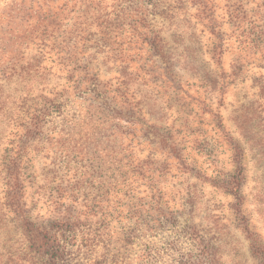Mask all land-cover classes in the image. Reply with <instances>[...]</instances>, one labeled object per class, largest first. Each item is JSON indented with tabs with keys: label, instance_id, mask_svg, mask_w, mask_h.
<instances>
[{
	"label": "rangeland",
	"instance_id": "374dc122",
	"mask_svg": "<svg viewBox=\"0 0 264 264\" xmlns=\"http://www.w3.org/2000/svg\"><path fill=\"white\" fill-rule=\"evenodd\" d=\"M64 1L0 0V44L27 35L37 11L42 16ZM141 1L122 9L114 0L100 3L112 35L94 24L85 35H68L90 4L69 0L60 30L37 43L17 40L22 62L44 73L31 97L60 106L45 132L55 127L64 139L60 148L44 139L21 162L25 209L36 225L49 227L60 216L50 190L64 191L61 211L78 214L88 234L68 245L74 264H208L207 253L214 264H258L245 227L264 242V0H180L172 18L148 11L139 35H130L124 8L150 9ZM200 1L212 22L199 19ZM238 4L251 29L246 35L231 20ZM150 38L162 55H154ZM69 40L75 54L64 65L58 50ZM91 76L99 83L95 107L93 93L83 92L88 82L75 88ZM15 79L2 83L12 90ZM118 86L126 102L116 96ZM100 98L111 99L119 115L99 111ZM135 165L142 167L138 176L130 172ZM2 185L0 179V198ZM5 226L0 253L19 252L20 233Z\"/></svg>",
	"mask_w": 264,
	"mask_h": 264
},
{
	"label": "trees",
	"instance_id": "16d2710c",
	"mask_svg": "<svg viewBox=\"0 0 264 264\" xmlns=\"http://www.w3.org/2000/svg\"><path fill=\"white\" fill-rule=\"evenodd\" d=\"M68 1L65 0L60 5H51V8L47 6V10L42 16L37 11V21L30 26L27 35H18L15 40L9 38L6 44H0V66L5 65L0 69V150H2L0 156V179L3 184V195L0 198V233L5 229V224L8 222L11 225L10 228L13 231L19 232L21 237V249L19 252L6 249L2 254L0 253V260L2 261H0V264H24L25 262L28 264H74L67 250L68 245L76 241L79 233L83 235L84 239H87L85 238L88 235L87 232L79 225V215L70 212V208H65L61 211L63 206L61 200L64 195V191L61 188L50 190L56 193L51 202L55 204L54 209L60 213V216H57L55 220L50 222L49 227L36 225L30 219L23 199L25 185L20 166L24 157L26 156L27 158L29 155V152L32 153L39 150L40 143L44 139L48 140L53 147L58 146V148L63 146L62 140L64 141V139L62 135L60 136V131L56 130L55 127L45 132L46 126L52 122L54 113L60 111V106L59 103H56L55 99L49 100L42 96V98L35 100L31 97L32 90L30 88L32 85L37 84L35 78L41 77L44 73L40 71L41 67H38V64L22 62L23 57L17 51L20 45L17 40L22 39L21 43H37L38 41H44L45 36L49 37L51 33L60 30L64 25L62 23L65 19V16L61 14H65L68 8ZM71 1L76 3L77 0ZM93 1L90 0V4L80 11L68 35H85L87 28L91 24L96 25L102 35H112L114 30L112 23L108 20V14L101 12L100 3L103 0ZM132 1L114 0V6L122 9L126 2ZM141 3L143 6L146 5L147 8L150 7V9H142L143 11H141L132 9V7L124 8L129 9L126 12V16L129 17L128 30L130 35H139V28L143 25L147 16L146 12L149 11L153 15L168 14V17L172 18L175 14L174 9L180 8V0H175V5L163 3L162 0H142ZM135 5H137V0H135ZM199 5L201 7L198 11L199 19L204 15V20L212 22L213 13H210L209 8L207 9L205 2L200 1ZM241 6V4H238L237 7H233L230 16L231 20L234 21L236 29L240 30L239 35H246L247 33H251V29L249 30L248 28L247 30V27L243 24L246 21V12ZM38 7L40 11L42 7ZM54 8L56 10H53ZM212 27L213 23L210 25V28ZM216 35L220 34L216 33ZM75 43V40L71 42L69 40L61 47L63 50L61 48L58 50L60 61L64 65L68 61H71L74 56L73 46ZM148 43L154 55H162V47L159 43H156L155 38H150ZM218 48L214 47V55L219 54ZM84 76L87 77L88 72H84ZM11 77L16 78L12 90H10V87H5L2 83V78L8 80ZM84 82H88V84L83 92L93 93L90 95L91 101L89 105L95 107L93 104L99 98L97 93L99 86L97 77L91 76L76 80L75 88ZM125 84L126 82L123 79L120 80V85L124 88H126ZM118 87L119 90H117L116 96L124 99L126 102L125 91L121 90L120 86ZM99 100L97 105L99 111L103 110L107 113L110 111L113 117H116L121 112L111 99L100 98ZM131 113V111L128 112V114ZM7 129L9 132H6ZM45 133H47V136ZM1 143L5 145L4 148L1 146ZM141 169L140 165H135L131 167L130 172L132 176H138ZM239 172L241 174L242 168H239ZM116 185L117 183L114 182L111 186L114 188ZM230 188L238 192L240 179L239 181L237 179V182L235 181ZM44 191V187L41 186L38 187L36 193L40 195L44 194ZM109 192V189L105 191L106 194ZM245 229L249 238V248L252 255L257 259L258 264H264V242L257 233L250 232L247 226ZM206 261L208 264H214L215 256L212 253H207Z\"/></svg>",
	"mask_w": 264,
	"mask_h": 264
}]
</instances>
